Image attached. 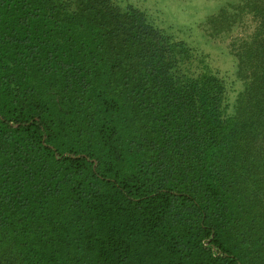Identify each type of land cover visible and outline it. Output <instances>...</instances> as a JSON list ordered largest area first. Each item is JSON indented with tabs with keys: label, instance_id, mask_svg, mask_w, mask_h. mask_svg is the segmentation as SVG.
<instances>
[{
	"label": "trees",
	"instance_id": "obj_1",
	"mask_svg": "<svg viewBox=\"0 0 264 264\" xmlns=\"http://www.w3.org/2000/svg\"><path fill=\"white\" fill-rule=\"evenodd\" d=\"M198 28L0 0V264H264V0Z\"/></svg>",
	"mask_w": 264,
	"mask_h": 264
},
{
	"label": "rangeland",
	"instance_id": "obj_2",
	"mask_svg": "<svg viewBox=\"0 0 264 264\" xmlns=\"http://www.w3.org/2000/svg\"><path fill=\"white\" fill-rule=\"evenodd\" d=\"M153 14L163 27H172L177 32L180 26L189 27L190 33L179 36L187 39L210 54V63L220 74L228 79H234V63L228 54L227 41L218 39V43L207 42L198 25L211 13L220 7L238 0H127Z\"/></svg>",
	"mask_w": 264,
	"mask_h": 264
}]
</instances>
